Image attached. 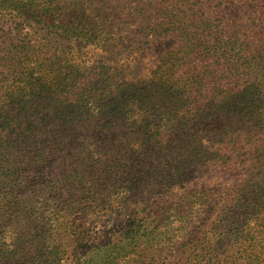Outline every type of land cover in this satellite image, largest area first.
Wrapping results in <instances>:
<instances>
[{
	"label": "trees",
	"instance_id": "obj_1",
	"mask_svg": "<svg viewBox=\"0 0 264 264\" xmlns=\"http://www.w3.org/2000/svg\"><path fill=\"white\" fill-rule=\"evenodd\" d=\"M171 35L182 43L138 72L144 43ZM210 60L235 64L240 92L205 95ZM135 126L150 149L123 139ZM206 164L232 175L224 195L198 182ZM129 184L171 189L157 210L169 229L135 255L149 208L93 250L68 228L71 264L250 262L264 242V0H0V202L43 193L75 223Z\"/></svg>",
	"mask_w": 264,
	"mask_h": 264
},
{
	"label": "rangeland",
	"instance_id": "obj_2",
	"mask_svg": "<svg viewBox=\"0 0 264 264\" xmlns=\"http://www.w3.org/2000/svg\"><path fill=\"white\" fill-rule=\"evenodd\" d=\"M181 43L182 40L180 41L177 36L173 35L166 39H155L144 43L143 50L139 51L138 56H136V66L139 68L138 72L143 73L145 70L153 67L166 50L174 49ZM80 50L85 52L84 49ZM226 52L232 55L235 54L236 50ZM129 56L133 55L130 54ZM196 63L186 60L182 68L193 73V77H195V74L200 75L202 72V69ZM207 65L210 68V74L215 71L216 73L214 74H217L215 78L209 77L207 79L206 86L208 89H206L207 92L205 93L207 97L210 98L209 92H212L213 89L227 92L224 88H228V94L241 91L243 86L241 82H236L235 84L228 83V80L236 81L238 78L239 69L234 63L230 62V60L228 62L226 60H210L207 62ZM137 75L141 76L138 73ZM135 130H138L136 126L131 128L123 139L127 138L134 142L135 139L142 138L143 148L150 149L151 145L148 143L144 144V140L147 138L140 133H135ZM126 144L129 148L133 147L132 143V145H129L126 141ZM206 166L207 164L194 173L197 174L198 182L204 183L209 188L219 186L221 188L220 195H224L233 185L232 178L229 177L232 175L230 173H219L218 175L217 171L214 172V170L208 169ZM215 174L216 176L214 177ZM146 183L145 181L141 185H146ZM130 186L129 184L124 187L125 190L120 188L117 190L115 188L111 189L112 193L114 191L115 194L122 192L118 196L115 195L116 199L112 200L107 196L108 191L101 192L100 197L96 201V207L90 208L89 215L79 216V221L75 223H66L65 219L63 221L62 216L66 208L57 207L58 214L52 215V201L43 193L27 190L23 199L13 202L1 201L0 264H71L73 257L69 250L70 246H73V243L69 242V238H73V233L90 232V235L95 238L91 242L93 250L95 249L94 247L103 246L108 241L112 243L117 242V240L121 239L119 238V230L125 227L124 231L126 233L131 229V227H128L132 223L134 213L137 211V215L141 217L142 214L139 211L149 208L143 213H152L141 219V222L144 223V228L139 232L134 248L129 247L136 253L135 255H140L144 251L145 245H142L144 240H152V244H157L159 241L157 234L169 229L163 228L164 224L161 223L163 218L157 210L163 208L161 202L163 196L168 200L171 198L172 193L171 189L167 188L168 186L165 188L156 187L155 190L147 187V192L143 193L138 192L141 189L134 190L136 187L126 191L127 187ZM202 197L204 198L205 195ZM152 206L154 207V211L151 209ZM82 212L77 213V215L82 214ZM68 228H71V232H73L71 235L67 231ZM111 235L113 237L110 240L108 238ZM208 243L211 245L214 244V241L210 240ZM83 244L85 243L83 242ZM118 247L117 245L113 252L119 251ZM154 249L153 247L152 251ZM145 253L149 256L151 254L148 251ZM164 255H168V253H164ZM182 255L178 259L175 257H164L160 261L163 264H177ZM98 256L97 261L102 264L104 256L103 254H99ZM238 262H242L238 264H264V242L258 243V249L252 254L249 263L242 260Z\"/></svg>",
	"mask_w": 264,
	"mask_h": 264
}]
</instances>
